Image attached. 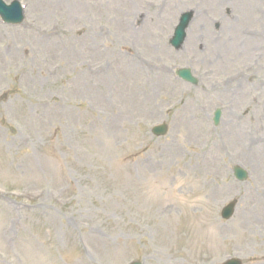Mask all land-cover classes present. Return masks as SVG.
<instances>
[{
    "label": "rangeland",
    "instance_id": "rangeland-1",
    "mask_svg": "<svg viewBox=\"0 0 264 264\" xmlns=\"http://www.w3.org/2000/svg\"><path fill=\"white\" fill-rule=\"evenodd\" d=\"M14 1L23 24L0 18V264H264V0Z\"/></svg>",
    "mask_w": 264,
    "mask_h": 264
},
{
    "label": "water",
    "instance_id": "water-1",
    "mask_svg": "<svg viewBox=\"0 0 264 264\" xmlns=\"http://www.w3.org/2000/svg\"><path fill=\"white\" fill-rule=\"evenodd\" d=\"M0 16L6 23L10 24H20L23 22V10L18 2H13L10 6H7L3 0H0ZM194 14L192 12H187L183 14L180 18L179 25L177 26L174 37L171 40V45L175 49H180L186 39V31L193 20ZM176 74L182 78L184 81L189 82L193 85H198V80L194 78L190 69H181L176 72ZM222 111L218 109L214 115V124L218 126L221 120ZM168 128L166 125H160L154 127L152 133L156 136H163L167 133ZM236 179L239 181H245L248 178V172L241 167H234L233 169ZM236 204L232 203L226 207L222 213L224 219H230L234 214ZM141 264V263H133ZM226 264H241L238 260H230Z\"/></svg>",
    "mask_w": 264,
    "mask_h": 264
},
{
    "label": "bare ground",
    "instance_id": "bare-ground-1",
    "mask_svg": "<svg viewBox=\"0 0 264 264\" xmlns=\"http://www.w3.org/2000/svg\"><path fill=\"white\" fill-rule=\"evenodd\" d=\"M195 37H194V35L192 34L191 36H190V40H189V46H191V47H197V43L195 42ZM240 48H241V46H239ZM255 48H257V45L255 46ZM249 51L248 52H250V49H248ZM131 58H132V56H131ZM141 71H143V72H148V70L149 71H151V64L150 63H146V64H141V63H139V67H138ZM244 141V143H245V141L246 140H243ZM247 142V141H246Z\"/></svg>",
    "mask_w": 264,
    "mask_h": 264
}]
</instances>
